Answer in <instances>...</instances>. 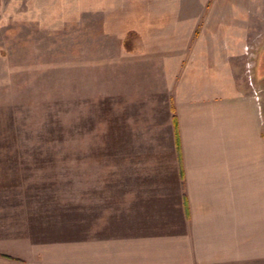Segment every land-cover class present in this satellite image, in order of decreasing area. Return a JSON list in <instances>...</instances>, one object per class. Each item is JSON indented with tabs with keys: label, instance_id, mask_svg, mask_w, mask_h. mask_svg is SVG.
Listing matches in <instances>:
<instances>
[{
	"label": "rangeland",
	"instance_id": "obj_1",
	"mask_svg": "<svg viewBox=\"0 0 264 264\" xmlns=\"http://www.w3.org/2000/svg\"><path fill=\"white\" fill-rule=\"evenodd\" d=\"M250 99L264 125V0H0V264H137L181 225L175 116L190 174L238 181L202 256L264 264Z\"/></svg>",
	"mask_w": 264,
	"mask_h": 264
},
{
	"label": "crops",
	"instance_id": "obj_2",
	"mask_svg": "<svg viewBox=\"0 0 264 264\" xmlns=\"http://www.w3.org/2000/svg\"><path fill=\"white\" fill-rule=\"evenodd\" d=\"M250 102L254 104L251 99ZM256 109L262 130L257 129L254 143L260 142L262 145L255 147V151H251V144L247 142L246 148L252 154L246 153L238 160L245 173L246 184H248L246 190L255 194L258 199L253 203L264 207V125L257 105ZM187 162L188 160L184 158V178L180 179L183 183L182 190L184 189L183 213L180 214L181 225L175 227V230L155 231L149 236L143 235L137 241L123 244L137 246L136 251L133 250V253H130L131 256H136L137 264H208L209 260L205 259L206 257H203L201 253L204 250L203 247L209 244L205 243L206 239L209 241L210 237H215L219 238L218 242L224 239V236L218 234L221 233L227 212L235 206L232 194L229 196L228 193L236 190L234 185L238 181L218 177L212 180V183L208 181L207 184H203L200 176L196 178L190 174ZM240 183L244 185L242 180ZM248 204L249 201L245 202V205ZM218 242L211 244L215 245ZM216 256L218 255L213 258ZM220 258L221 256L216 257L209 264L225 263Z\"/></svg>",
	"mask_w": 264,
	"mask_h": 264
},
{
	"label": "trees",
	"instance_id": "obj_3",
	"mask_svg": "<svg viewBox=\"0 0 264 264\" xmlns=\"http://www.w3.org/2000/svg\"><path fill=\"white\" fill-rule=\"evenodd\" d=\"M174 123V142H175V148L178 154V160L180 163V171L181 176L184 178V165H183V154H182V138H181V132H180V125H179V119L177 116L173 118ZM186 205V202H185ZM7 257V256H6ZM11 258V257H9Z\"/></svg>",
	"mask_w": 264,
	"mask_h": 264
}]
</instances>
